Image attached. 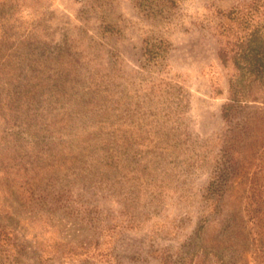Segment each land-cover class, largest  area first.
<instances>
[{
	"label": "rangeland",
	"instance_id": "obj_1",
	"mask_svg": "<svg viewBox=\"0 0 264 264\" xmlns=\"http://www.w3.org/2000/svg\"><path fill=\"white\" fill-rule=\"evenodd\" d=\"M244 1L177 0L151 19L136 0H0V264H162L198 223L201 264L212 250L264 264L248 166L264 122L227 174L232 70L214 36ZM147 37L165 41L160 60L142 57Z\"/></svg>",
	"mask_w": 264,
	"mask_h": 264
},
{
	"label": "trees",
	"instance_id": "obj_2",
	"mask_svg": "<svg viewBox=\"0 0 264 264\" xmlns=\"http://www.w3.org/2000/svg\"><path fill=\"white\" fill-rule=\"evenodd\" d=\"M176 3L177 0H136L135 7L142 16L154 19L176 7ZM217 14L218 21L214 29L216 58L223 67L232 70L228 80L227 97L220 110L221 118L231 133L224 148L228 158L227 174H229L234 170L233 153L236 145L242 142V134L248 135V133L257 132L258 124L264 122V117L263 119L259 117L260 114H264V107L260 110H253L254 122H248L251 121V118L246 119L241 126L238 122L241 121L238 120V117L248 109L249 105H264V0L244 1L227 10H219ZM165 54L166 43L164 40L155 37H147L143 40L142 57L145 62L160 60ZM7 100L9 103L14 101L13 98ZM261 129L263 130L261 142L264 143V125ZM45 130L44 132H46ZM7 143L6 137L0 132V145ZM257 164L261 166L259 167ZM248 166L249 170H253L249 178L253 191L257 192L259 196H264V175H261V172L264 173V150L259 153L255 151L248 160ZM229 178H231L230 175L223 178L225 184L222 185V188L227 184ZM251 214L256 219V226L264 228V206L258 203L252 208ZM202 230V224L198 223L190 238L193 246L191 248L185 246L182 252L175 255L168 251L164 252L162 264H197V261L201 264V258L208 257L209 251L201 243ZM245 233L244 244L249 240L248 233ZM3 235L6 233L1 230L0 241H2ZM260 243L259 250L263 251L264 256L262 238ZM246 248L253 252L250 247ZM212 251L217 264H230L227 254L222 255L217 250ZM256 259L264 261L263 257L261 259L258 256Z\"/></svg>",
	"mask_w": 264,
	"mask_h": 264
}]
</instances>
